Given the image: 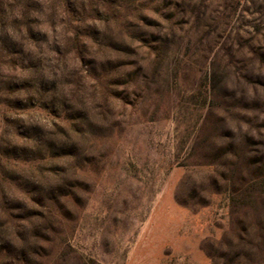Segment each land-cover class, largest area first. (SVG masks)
<instances>
[{"label": "rangeland", "instance_id": "obj_1", "mask_svg": "<svg viewBox=\"0 0 264 264\" xmlns=\"http://www.w3.org/2000/svg\"><path fill=\"white\" fill-rule=\"evenodd\" d=\"M0 264H264V0H0Z\"/></svg>", "mask_w": 264, "mask_h": 264}]
</instances>
